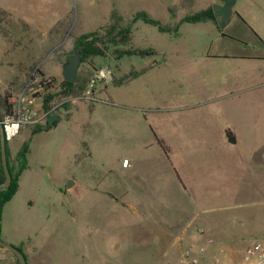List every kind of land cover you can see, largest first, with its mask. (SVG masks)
I'll list each match as a JSON object with an SVG mask.
<instances>
[{
  "label": "rangeland",
  "instance_id": "1",
  "mask_svg": "<svg viewBox=\"0 0 264 264\" xmlns=\"http://www.w3.org/2000/svg\"><path fill=\"white\" fill-rule=\"evenodd\" d=\"M209 5L221 19L181 22L177 31L138 19L127 47L155 52L97 60L111 66L116 78L153 67L121 83L111 81L91 111L81 103L71 119L34 133L25 127L8 140L15 169L22 161L20 146H29L20 186L3 206L0 233L24 250L28 264L141 260L136 230L151 219L130 206H142L138 195H152L159 215L158 199L183 198V182L198 200L224 203L231 234L208 235L236 249L234 262H216L211 247L200 264H237L245 237L264 234L263 221L244 216L257 205H235L264 199V78L258 71L264 65V0H0L10 11L0 13V78L6 83L0 92L36 68L62 78L75 37L103 32L113 11L127 24L145 9L173 26ZM224 125L235 131V140L221 147L215 131ZM124 157L131 160L127 169ZM72 182L70 193L59 187ZM129 192L135 199L123 198ZM167 204L168 210L178 209V203ZM178 255L170 258L173 263ZM0 264L20 262L0 244Z\"/></svg>",
  "mask_w": 264,
  "mask_h": 264
},
{
  "label": "crops",
  "instance_id": "2",
  "mask_svg": "<svg viewBox=\"0 0 264 264\" xmlns=\"http://www.w3.org/2000/svg\"><path fill=\"white\" fill-rule=\"evenodd\" d=\"M259 59H264V57L263 58L260 57ZM151 67H153V65H151ZM62 71H63V67L60 72L62 73ZM258 71L259 73H262V76L260 77V79L264 78V65L260 67L258 66ZM56 73H58V71ZM26 80L27 79H25L24 82L23 81L20 82L16 87L9 85V88L11 90L12 89L17 90L25 83ZM4 83H5V80L0 78V84H4ZM259 85L264 86V80L261 81ZM100 95H101V92H100ZM82 104L85 105L84 102H82ZM95 104H96L95 102L89 103V106H90L89 111L95 108ZM77 105L80 106L81 103ZM77 105L72 106L71 108L66 109V110H61L58 113L54 114L51 117L50 125L51 126L59 125L61 123L62 118L71 119L74 116V114L78 113L79 110L81 109V106L77 107ZM51 126L49 127L47 126L44 128L48 129ZM28 129H30V133H34L33 131H31V127H28ZM215 132H217V137H216L218 140L217 143L221 147H225L228 143H230L231 141L229 140V138L235 135V131L229 125H224L223 127L220 128V130L217 129V131ZM125 158L127 157H124L123 160ZM129 161L130 163L128 165H124L122 163L123 168L127 169L131 167V160L129 159ZM223 162L224 160H221L219 164H222ZM174 170L175 172H177L175 168ZM178 177L180 181L183 182V179L181 178L179 174H178ZM67 178L68 177L66 176L65 179ZM71 180L73 181L74 179L71 177ZM74 185L75 184L72 182L71 184L65 183L63 185H60L59 187L65 193L66 192L70 193L71 191H73ZM179 185L181 187L180 188L181 191H178V192L181 194H185V195H181L183 196V198L181 199L178 198L177 196L176 199H173L174 202L169 198L166 199L165 196L164 198L162 196H159L163 198V199L162 198L158 199L159 203L161 205L163 204L162 206H160L159 215L156 213L157 205L156 206L153 205L154 198L151 197L152 195L151 196L150 195L146 196L144 194L138 195V198L142 202L141 203L142 206H139L138 208L134 206H130V208H132L130 211L137 212L141 218L151 219V221L143 220V224L145 221L147 222V224L143 225L142 228H138V230H136L138 231L137 232L138 237H141L140 238L142 242L141 249L143 250L139 253V255L137 254V256L141 257V260L139 261L132 260L131 263L133 264H168V263H171L172 260L175 261L174 259H170V258L177 256V254L179 253L178 257L176 258L178 260L180 256V252H181V247L183 244L187 243L190 240L198 241L200 239V236L198 235V229L200 227L204 228L208 234H212V233H215L217 235H219L220 233H223L225 235L231 234V230L228 228L229 226H227L228 222H227L225 211H221V208H223L224 203H219L218 201H216V199L210 201L207 199L200 198V200H198L195 194L192 195L191 191L187 189L188 186L185 185L184 182L180 183ZM186 191L188 192V195H186ZM127 197H129V201L132 199H135L134 197L133 198L131 197L130 192L127 194L125 193L123 194L124 199H126ZM170 202L178 203V209L174 208V210H168L169 205L167 203H170ZM254 203H257V204H254ZM126 204H127L126 206L129 207V204L127 202ZM235 205L236 206L242 205L246 207L247 206L254 207L257 205L258 208L254 210L250 208L251 210L248 211V213H245L244 216L253 214L256 220L259 219L263 221L262 223H264V216H263L264 208L262 209L263 206H261V205H264V199L262 200L259 199L256 202L253 201L252 204L251 202H243L241 204H235ZM256 210H260L259 215L257 213L255 214ZM152 212L155 214L154 216ZM237 217H239V215ZM141 224H142V221H140L138 225L141 226ZM253 234L254 233L252 232L248 234V236H246L245 238L247 239ZM217 241L218 243L224 242L226 246L225 245L223 246L227 248V255L223 257V260L225 261L230 260V262L231 261L234 262L236 249L233 243L231 244L230 242H226L222 240H217ZM212 249L213 250L211 252L212 254L215 255L217 253V249L214 247ZM142 258H144L145 260H142Z\"/></svg>",
  "mask_w": 264,
  "mask_h": 264
},
{
  "label": "built area",
  "instance_id": "3",
  "mask_svg": "<svg viewBox=\"0 0 264 264\" xmlns=\"http://www.w3.org/2000/svg\"><path fill=\"white\" fill-rule=\"evenodd\" d=\"M113 72L114 70L109 65L102 64L95 69L87 88L82 93L65 94L59 100L49 102L47 94L60 88V81L54 82L52 75L36 68L19 89L9 88V99L13 107L1 116L7 140L18 136L24 127L49 126L54 114L69 109L66 103L75 106L82 102L91 103L100 100V92L106 91L104 87L114 78ZM129 163L128 158L123 160L124 165ZM198 235L200 236L198 241H192L181 249V257L177 263L168 264H200L201 257L208 253L211 247L217 249L216 262H220L227 255V248L218 244L204 228L198 229ZM237 264H264V234L251 235L246 239Z\"/></svg>",
  "mask_w": 264,
  "mask_h": 264
},
{
  "label": "trees",
  "instance_id": "4",
  "mask_svg": "<svg viewBox=\"0 0 264 264\" xmlns=\"http://www.w3.org/2000/svg\"><path fill=\"white\" fill-rule=\"evenodd\" d=\"M9 10L6 8H2L0 6V13L1 15H9ZM217 13L212 5L207 6L204 9L197 10L193 13L187 14L184 17H180L178 22L173 25H163L159 21V19L152 17L145 9L137 10L134 15L132 16L131 20L126 24L123 22V17L119 12L113 11L111 15V21L108 25L105 26V30L103 32L100 31H91V32H84L80 35L76 36L74 39V47L72 51L65 52L66 56L74 52L77 48L80 50L82 63L80 66V70L78 71V78L76 81H67L65 78H58L53 76L54 82L60 81L59 86L60 88L54 89L53 91L47 94L48 101H55L62 98L65 94L67 95H77L83 92L85 88H87L90 78L95 71L96 68L102 65L97 60V57H106L111 58L114 60H119L124 54H152L155 51L151 48H142V47H127L130 42L133 24L138 19L144 20L146 23H150L159 27L160 30L163 31H177L179 24L181 22H197V21H207V20H217ZM224 33V32H223ZM111 67V66H110ZM150 66L142 69H136L129 74H126V77L116 78L114 76L113 83H121L123 80L125 81L129 75H138L141 72H145ZM112 68V67H111ZM114 73V72H113ZM107 87H104L107 91ZM10 91L6 88L3 92H0V115L6 111L11 110L13 107L12 102L9 99ZM67 108H71V104H67ZM51 124V123H50ZM49 124V126H51ZM48 126V127H49ZM47 125H39L33 127V132H36ZM160 144L166 149H168L167 145L164 143L163 140H159ZM1 145V140H0ZM9 142L7 140V155H8V167L12 173V183L10 186H7L3 189L0 193V228H1V221H2V209L5 202H8L12 196L16 193L18 186H19V174L21 169L25 167L26 164V155L28 151V142H24L23 145L20 146L19 155L21 157V164L17 169L13 168L11 165L10 159V150H9ZM0 183H2L5 179V173L2 168V156L0 150ZM15 245V244H14ZM17 246V245H16ZM22 249L20 246H18ZM23 250V249H22ZM24 251V250H23ZM26 255V254H25ZM27 257V256H26ZM28 259V258H27ZM26 259V260H27ZM28 264V261H27Z\"/></svg>",
  "mask_w": 264,
  "mask_h": 264
},
{
  "label": "water",
  "instance_id": "5",
  "mask_svg": "<svg viewBox=\"0 0 264 264\" xmlns=\"http://www.w3.org/2000/svg\"><path fill=\"white\" fill-rule=\"evenodd\" d=\"M217 19H221V14L217 15ZM82 63V58L80 54L79 48H77L74 52L67 55L63 64V78L67 79V81H76L78 78V71L80 70V66ZM0 150H1V156H2V168L5 173V179L2 183H0V193L3 189H5L7 186H10V183H12V173L8 167V155H7V138L5 136L4 130H3V123L1 122V115H0ZM230 141L235 140V138L230 137ZM0 244L2 246H5L7 249H10L13 251L17 257L19 258L20 264H27V257L25 255V252L20 249L18 246L8 243L3 239L0 233Z\"/></svg>",
  "mask_w": 264,
  "mask_h": 264
}]
</instances>
